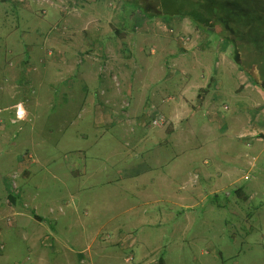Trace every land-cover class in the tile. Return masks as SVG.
<instances>
[{
	"label": "rangeland",
	"instance_id": "obj_1",
	"mask_svg": "<svg viewBox=\"0 0 264 264\" xmlns=\"http://www.w3.org/2000/svg\"><path fill=\"white\" fill-rule=\"evenodd\" d=\"M96 1L0 0V261L42 264L37 252L47 250L49 264L93 252L97 264L112 255L117 264H264V89L247 73L255 65L264 79V39L213 27L176 0H150L162 15L140 11V0ZM237 3L264 16V0ZM94 6L108 29L156 18L160 33L174 31L150 59L137 57L145 86L130 74L105 100L88 86V60L103 54L88 45ZM222 33L234 39L224 49ZM129 50L126 61L136 57ZM173 54L181 61L171 67ZM102 62L93 58L110 70ZM184 77L194 85L185 94ZM102 119L111 123L93 131ZM72 160L85 162L82 172ZM15 202L29 221L14 224ZM39 217L59 238L35 241Z\"/></svg>",
	"mask_w": 264,
	"mask_h": 264
},
{
	"label": "crops",
	"instance_id": "obj_2",
	"mask_svg": "<svg viewBox=\"0 0 264 264\" xmlns=\"http://www.w3.org/2000/svg\"><path fill=\"white\" fill-rule=\"evenodd\" d=\"M87 1H88L87 6H89V4L92 2H97L96 0H87ZM119 1H122V0H119ZM97 7H95V6L91 7V9L88 10V12H90V14L93 16V19H94L93 23L88 24V29H89L88 45L91 47H94L93 45H95V46L97 45L101 49L103 54L101 56H93V58L94 59L98 58L99 60L102 59L103 60L102 63H104V62L106 63L107 60L108 59L111 60V58L116 59V57H115V54H116V56H117V62H116L117 66L116 67L117 68H113L107 62L109 64L108 68H110V70H105L104 66H102L98 70L93 65V58L90 57L91 59L88 61H89V63L92 64L91 65L92 71H88L89 74H87L88 76L87 75L86 76H87V79L89 80L88 86H90V88H93L94 92L96 94H98L99 96H101L103 100H105V97L107 94H109L111 88L117 89L119 92H121V90H120L121 89L120 88L121 81L122 80H126V82L129 81L130 79H127V78H129L130 74L133 75V77L138 80L137 83L135 82L136 85L145 86L143 84V82H145L144 80L146 79V76H147L146 70H148V67L147 66L146 67H140V66H137L136 64L140 63L141 62L140 60H142L144 62L142 55L144 57L147 56V58L150 59V57L148 55L151 53L152 54L155 53V50L157 49L156 45L159 46L160 45L159 40H161L160 39L161 37L163 38V35L161 36V33L169 32V34L172 35V33H174V31L169 30L170 28H165V29H163L164 32L162 31L160 33L161 30L158 27V19L152 18V20L149 21V23H146L142 20V18L139 16L140 14H138V13H136V18L139 19V17H140L141 21L137 20L139 22H136L133 20L134 22L127 25V23H125L123 20L122 25L117 24V25H114L113 28L108 29L104 24L102 25L99 23L101 18L98 17L99 15L97 13L99 11L97 10ZM111 25H112V23H111ZM193 26H195V25H193ZM80 29H82V28H80ZM186 30L190 31V33L195 35L196 28H193L191 26L190 28H188ZM208 31H211V28ZM205 32L202 31V33H204L202 38L205 39V42L203 43V45H207V43H209L211 40L210 36ZM211 32H213V31H211ZM215 42H218V44H220V46L223 49L225 47H228L226 45L227 42L224 39H222V37H220L219 34H217V39ZM144 44L146 45L145 48L142 47V46H144ZM185 44H187V43H185ZM222 45H224V46H222ZM123 49H128V50L130 49L129 51H131L133 53V55H135L136 57L129 60V61L124 60L123 56H121ZM137 57H139L140 60L137 59ZM167 61H169L170 66L173 67L177 63H180L181 55H178V54L174 55L173 54L171 56V58ZM222 61H223V58L221 59V62ZM109 62H111V61H109ZM102 68H103V70H102ZM136 72H137V74H136ZM171 72L175 73L176 70H173V68H171ZM186 72H187V69H186ZM135 74H136V76H135ZM186 75L187 74H185V76ZM81 76H85L83 68H81ZM170 78H172V76H170ZM184 80L185 81H184L182 87L179 88L180 93H183V94L187 93L188 90H190V88H192L194 86V85L190 84V77H187V78L184 77ZM198 82H199V79H198ZM195 85H198V87L200 89L203 88V86L200 84H195ZM129 86H130V82L127 84V87H129ZM253 88H256V87L253 86ZM209 101H212L215 103V97L212 94L206 93V96H205L206 110L209 107L212 110V108L214 106V105H209ZM83 106H86L85 103L83 104ZM99 108H101V106H99ZM110 123H111V121H109L108 119H102V120H97L95 122H90V127L93 128L92 129L93 131H96V129H97L96 127H100V126L105 127V126H108ZM241 133H245V132H241ZM72 165L73 166H81V172H82L83 171L82 167L85 165V162H83V163L78 162L77 163L74 160H72L71 166ZM139 170L140 169L137 168L136 170H130V171L134 172L135 175H137ZM142 172H143V170L141 171V173ZM0 188H1V190L4 189V187L2 185L0 186ZM2 203L3 202H1V200H0V211L1 210L3 211L4 209H2V208L5 207V206H3ZM20 207L21 206L17 205V202H15V204H10L8 209H7V211H9L10 213L13 214L14 224L15 223L17 224V222H18L17 219L19 217L22 221H26V219H28V221L30 220L26 214H21L19 212ZM32 221H34L35 227L39 231L35 241H38L40 238H46L49 240L59 238L57 236V234L54 233L56 231L52 230L50 226H49V228H47L46 224L42 221V219L40 217L35 218ZM41 229H42V232H40ZM114 229H116L117 232H121L120 228H114ZM117 234L120 235V233H117ZM90 240L92 241L93 238H91ZM0 241H1V234H0ZM87 249L88 248H86V250ZM90 249L91 248H89V251H90ZM29 254L30 253L28 252L27 255H29ZM37 255L38 256L36 257V260H35L37 263L49 264V260L47 258V250H43V251L38 250ZM93 255H94V257H93ZM3 256H4V253L2 255V258H3ZM132 256L135 258V256L133 254H132ZM8 258H10V259H8ZM113 258L116 260V257H114L112 255V258L111 259L109 258L110 262L108 259L107 261L105 260L104 264L108 263V262H109V264L111 262H112V264H117ZM6 259L7 260H5V261H10L14 258L7 257ZM161 259H162L163 264H167L163 258H161ZM95 260H97V257H96L95 252H93L91 259H86V260L83 259L82 260V259L78 258V260H77L78 262L76 264H97V262ZM3 262L4 261H2V260L0 261L1 264ZM6 264H9V262H7ZM62 264H72V263H70L69 261H65Z\"/></svg>",
	"mask_w": 264,
	"mask_h": 264
},
{
	"label": "trees",
	"instance_id": "obj_3",
	"mask_svg": "<svg viewBox=\"0 0 264 264\" xmlns=\"http://www.w3.org/2000/svg\"><path fill=\"white\" fill-rule=\"evenodd\" d=\"M179 4H182L187 10H198L201 14V17L206 20H210L215 27L217 24H221L228 33H232V27H242L245 31L246 37L249 39L251 37L257 38V41L264 39V16L262 14L256 13L254 11H247L245 9H240L237 7V2L239 0L233 2H216L215 0H176ZM138 8L140 11H144V13L151 14L153 10L155 11V15H162L163 13L158 9L157 6H153L150 0H140L138 2ZM233 7V8H232ZM142 9V10H141ZM188 13V12H187ZM220 15L221 17L217 16ZM195 25L198 26L195 22ZM221 29V28H220ZM226 30L221 29V32H225ZM239 32V31H237ZM223 36L226 42L234 41L233 38L227 40V34ZM232 35V34H229ZM248 41V40H247ZM247 73L252 75L254 83L264 89V79L260 77L259 73L255 70V65L247 68ZM198 105L202 103L203 96L199 93L197 95ZM159 264H163L162 260L159 261Z\"/></svg>",
	"mask_w": 264,
	"mask_h": 264
},
{
	"label": "built area",
	"instance_id": "obj_4",
	"mask_svg": "<svg viewBox=\"0 0 264 264\" xmlns=\"http://www.w3.org/2000/svg\"><path fill=\"white\" fill-rule=\"evenodd\" d=\"M181 40L183 42L184 41L186 42L188 39L187 38L186 39L185 38H182ZM163 121H164L163 120V117H160L158 115H155L154 118H152V120H150V124L153 127H158V126H160L162 124ZM2 250H3V245L0 244V254H1Z\"/></svg>",
	"mask_w": 264,
	"mask_h": 264
},
{
	"label": "water",
	"instance_id": "obj_5",
	"mask_svg": "<svg viewBox=\"0 0 264 264\" xmlns=\"http://www.w3.org/2000/svg\"><path fill=\"white\" fill-rule=\"evenodd\" d=\"M216 2H228V1H230V2H233V1H236V0H215Z\"/></svg>",
	"mask_w": 264,
	"mask_h": 264
}]
</instances>
